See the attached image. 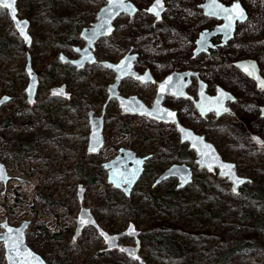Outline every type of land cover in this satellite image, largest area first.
I'll use <instances>...</instances> for the list:
<instances>
[{"label":"rangeland","instance_id":"1","mask_svg":"<svg viewBox=\"0 0 264 264\" xmlns=\"http://www.w3.org/2000/svg\"><path fill=\"white\" fill-rule=\"evenodd\" d=\"M133 1L139 12L119 16L113 34L96 44L98 59L118 62L131 48L139 52L135 68L141 73L150 68L156 82L126 78L120 92L125 96L136 94L148 105L156 96L157 82L176 67L203 68L213 73L216 84L238 96L228 114L202 117L191 100L174 97L166 98L165 104L179 110L181 121L204 134L222 157L235 162L238 173L250 181L234 195L223 190H230L231 182L219 177L217 171L213 181L207 178L204 172L208 171L198 167L192 150L188 159L175 157L176 151L188 149V145L181 144L174 125L123 113L115 99L107 103L108 85L115 77L112 70L100 63L78 69L61 61L62 53L77 57L75 47L85 43L80 36L82 29L97 20V12L106 0H18L20 16L31 21L34 41L30 47L25 46L6 10L0 7V40L8 41L5 48L0 43V98L10 97L0 107V160L15 176L6 185L0 180V231L4 230L3 221L17 226L29 220L27 243L46 259V264H140L118 249L105 251L106 244L94 228H85L78 239L73 238L82 184L86 188L83 205L91 208L105 230L120 233L130 222L142 230L139 253L147 264H224L222 259L239 239L256 234L264 242V207L246 195L248 191L264 190V144L254 137L264 141V96L234 64L239 59L256 58L264 75V0H240L249 12V20L238 25L234 39L216 58L205 54L192 57L199 30L205 23H212L202 17L200 4L205 0H166L167 10L159 22L147 12L154 0ZM224 1L230 4L234 0ZM27 53L40 78L34 105L29 104L26 94ZM62 84H67L72 97H49L50 89ZM189 91L197 96L196 79ZM105 105V144L98 153L91 154L89 111L100 115ZM121 147L149 156L130 196L109 182L105 167ZM183 162L191 166L193 181L179 194L184 198L182 207L171 210L165 204L170 199L164 196L168 189L177 187L178 179L155 182L169 165ZM217 177L223 189L215 185ZM90 178L95 181L90 183ZM210 187L214 199L207 196ZM149 190L152 197L145 195ZM153 197L161 198L158 205ZM197 208L208 213L199 210L192 214ZM209 212L219 215L211 217ZM163 222L178 223L179 228L164 232ZM202 231L210 233L199 235ZM161 234L180 242V255L174 257L154 249ZM218 236L224 238L223 243ZM120 243L135 245V239L124 236ZM242 246L226 264H264V250L252 248L249 243ZM0 264H8L3 242Z\"/></svg>","mask_w":264,"mask_h":264},{"label":"water","instance_id":"2","mask_svg":"<svg viewBox=\"0 0 264 264\" xmlns=\"http://www.w3.org/2000/svg\"><path fill=\"white\" fill-rule=\"evenodd\" d=\"M11 2L12 0H3V3H0V7L6 10L16 33L22 39L25 46L30 47L34 41L29 30L31 21L26 17L20 16L18 0H14L12 8L5 6ZM235 3H238L240 6L237 13L224 12L216 6L219 4L230 9ZM154 4L155 0L147 8V12L156 17L155 22H159L163 19V14L167 10L166 0H161L162 7L158 9L159 16L149 10ZM201 8L206 15L216 17L222 20V23L213 29H204L200 32L193 50V58L208 52L209 47H214L211 41L213 36L222 35L221 45L233 39L237 24L246 21L248 18V12L240 0H235L229 5L223 3L221 0H205L201 4ZM240 9L243 11V18H237ZM138 11L139 6L133 0H123V3H121V0H106L105 5L97 12V20L90 27L83 28L81 32V37L85 41V45L83 48H75L80 53V56L76 59H70L62 53L60 57L61 61L64 63L69 61L77 66L78 69L85 68L87 64L99 62L104 67L112 70L115 73V77L107 89V103L115 99L121 110L126 114L146 116L167 125H174L176 131L179 133L181 144H187L188 148L196 154L195 161L198 167L211 173L217 171L219 177L231 182L232 192L235 194L238 193L239 188L249 182L250 178L239 174L235 162L224 159L215 144L209 141L204 134H200L193 128L185 125L179 117L178 110L165 104L166 95H172L178 99L190 98L194 100L198 112L203 117L210 113L221 117L231 111L227 102H234L236 100V97L230 91L222 86H218L216 94L210 95L207 92V83L199 79V95L195 99L187 89L192 83V76L196 75L197 72L191 69L175 70L158 83L154 101L152 105H148L138 95L124 96L119 89L122 80L126 78H134L143 83H155V78L149 69L141 73L135 68L138 53L133 52L131 49L118 62L99 60L97 58L95 54L97 42L113 34L116 28L115 22L119 16L123 13L133 16ZM21 28H23V33ZM26 36L27 39L25 38ZM234 64L253 78L257 86L264 90V77L260 73L257 60L241 59ZM25 71L29 78L26 87L27 100L30 105H34L37 101L40 78L33 66L30 53H27ZM50 96L69 100L72 97V93L68 91L67 84H62L53 86L50 89ZM9 100V96L0 98V107ZM105 108L106 105L100 115H97L93 110L89 111L90 133L88 152L91 154L98 153L105 144ZM170 113H174L175 115L172 116ZM261 115L264 117V106L262 107ZM254 137L259 144H264L261 138L256 135ZM148 158V155L141 156L132 149L121 147L117 156L105 162V167L109 170V182L116 188L123 190L127 196H130L132 189L144 170ZM0 170H2L0 172V180L6 185L12 177L7 174L5 166L1 161ZM170 178H177L179 182L178 188H184L193 181V170L187 163H173L158 176L155 184H159ZM85 191L86 188L82 184H79L78 198L81 207L76 217V229L73 238L78 239L85 228H94L106 244L105 251L118 249L129 257L136 259L140 264H147L139 253L141 248V230L137 228L136 224L130 222L128 227L120 233L108 232L100 225L93 215L91 208L83 205ZM82 219L86 222L81 223ZM29 225V220H24L18 226H13L8 221L1 222V226L5 230L0 232V242L4 243L8 264H46V259L33 250L26 242V231ZM124 236L133 237L135 239V245L120 243V239Z\"/></svg>","mask_w":264,"mask_h":264},{"label":"trees","instance_id":"3","mask_svg":"<svg viewBox=\"0 0 264 264\" xmlns=\"http://www.w3.org/2000/svg\"><path fill=\"white\" fill-rule=\"evenodd\" d=\"M0 43H1V47L2 48H5L7 45H8V41L7 40H0ZM76 106V104H75ZM8 122H6L7 124ZM254 136V135H253ZM192 156L191 154V151L190 149H184L183 147H181L178 151L175 152V157H177L178 159H180L181 161L182 160H185V159H188ZM79 170V168H78ZM205 174H207V178H211L210 180H212L213 178V173H210V172H204ZM219 178L217 177V179L215 180V185L221 189H223L224 186H222V184H220V180ZM90 183L95 181V178H90L89 179ZM213 181V180H212ZM221 185V186H220ZM212 186V184H211ZM210 192L207 193V196H209L211 199H214V191H213V187H210ZM225 191H227L228 193L230 192L231 195H234L232 190H227V189H223ZM182 189H179V188H174V189H168L166 192H165V196L164 198L167 200V199H170L167 200V202L165 203L166 206L168 208L171 207V210H177L178 208H181L182 207V204L183 202L181 203L182 199H184L182 197V195H180L179 197V194L182 193ZM147 197H152V194H151V190L147 191L146 194H145ZM239 194H237L238 196ZM247 195V198H249L251 201L253 202H256L257 205L261 208L264 207V190H260L256 193H252V192H247L246 193ZM153 199L155 200V204L158 205V203H160L161 201V198L160 197H153ZM174 201V202H171V201ZM260 201V202H259ZM206 211L208 213V210L204 209V208H197L195 209L194 211H192L191 213L193 214H198L200 211ZM211 213V217H214L216 215H219V213L217 212H214V214L212 215L213 212H209V214ZM246 217H249V215L247 214ZM196 221H199V220H196ZM181 223V222H180ZM163 229L165 230L164 232H174L176 231L175 229H178L179 226L177 225L178 223H170V222H163ZM183 224V223H181ZM154 228L156 227L155 225H152ZM153 228H151L150 230H152ZM209 231H202L201 233H198L199 235H202V234H208L209 235ZM171 235V234H170ZM249 237H247V235L245 237L247 238H244V239H239L238 240V243L233 246L232 248L229 249V252L225 255V257L222 259V262L224 264L228 263L229 259L240 249L243 248L242 244L243 245H246L247 243H249V245L252 247V248H257V249H261V250H264V242L262 239H257V236L256 234L253 235V236H250V234L248 235ZM216 237V236H214ZM219 238V242L220 243H223L224 242V238L223 237H220L218 236ZM182 245L180 244V242H178L177 240H175L174 238L170 237V236H167L165 234H161L159 235L157 238H156V243H155V246H154V249H157V250H160L161 252H166L168 254H172L174 257H177L178 255H180Z\"/></svg>","mask_w":264,"mask_h":264},{"label":"flooded vegetation","instance_id":"4","mask_svg":"<svg viewBox=\"0 0 264 264\" xmlns=\"http://www.w3.org/2000/svg\"><path fill=\"white\" fill-rule=\"evenodd\" d=\"M223 3H225V4H228V3H226L224 0H221ZM235 1V0H234ZM203 2H205V1H203ZM202 2V3H203ZM201 3V4H202ZM233 3V2H232ZM232 3H230V4H232ZM201 4H200V6H201ZM229 5V4H228ZM243 5V4H242ZM244 6V5H243ZM246 10H247V8L246 7H244ZM203 10V9H202ZM139 12V11H138ZM247 12H248V10H247ZM202 17H206L207 19H209L212 23L211 24H208V23H205V27H203V28H201L200 30H199V33H198V36H197V38L199 37V34H200V32H202L204 29H213V28H215L217 25H219L220 23H222V20H219L218 18H216V17H211V16H208V15H206L205 13H204V11H202ZM249 20V12H248V18H247V20L246 21H244V22H239L238 24H237V28H236V31H235V35H236V32H237V29H238V25L239 24H244V23H246L247 21ZM31 26V25H30ZM30 30V29H29ZM83 30V29H82ZM82 32V31H81ZM235 35H234V37H235ZM80 36H81V33H80ZM197 38H196V40H197ZM234 39V38H233ZM196 40H195V45H196ZM232 40V39H231ZM231 40L230 41H228L227 43H225V44H223V45H221V41H222V35H218V36H213L212 38H211V41H212V44H213V46L214 47H209L208 48V52H205V53H202V54H200L199 56H201V55H203V54H205L206 56H208V57H212V58H216L217 56L219 57H221V54L223 53V50L228 46V44L231 42ZM85 42V41H84ZM84 45H85V43H84ZM78 47V46H77ZM84 46H81V47H79V48H83ZM76 48V47H75ZM195 48V47H194ZM132 49V48H131ZM130 49V50H131ZM96 50V49H95ZM133 50V49H132ZM194 50V49H193ZM75 51L78 53L77 54V57L76 58H78L79 56H80V53L75 49ZM138 53V58L140 57V53L139 52H137ZM95 54H96V51H95ZM65 55V54H64ZM250 55H252V54H250ZM68 58H69V56H67ZM198 57V56H197ZM76 58H70V59H76ZM98 58V57H97ZM137 58V59H138ZM243 59H255V60H257V63L259 64V68H260V73H261V75L264 77V75L262 74V65L260 64V62H259V60L258 59H256V58H253V57H250V58H243ZM100 60V59H99ZM239 60H241V59H239ZM137 61V60H136ZM236 61H238V60H236ZM235 61V62H236ZM234 62V63H235ZM66 63H71V62H69V61H67ZM98 64H99V62H97ZM94 64H96V63H94ZM88 65V64H87ZM86 67V66H85ZM177 69H175V70H184V69H178V67H176ZM238 68V67H237ZM147 69H149L150 70V72H151V74H152V76L154 77V75H153V72H152V70L150 69V68H146L145 69V71L147 70ZM187 69H191V70H194L195 72H197V74L196 75H193L192 76V83H191V85L188 87V89H187V91L192 95V96H194L195 97V99L198 97V95H199V79H201V80H203V81H205L206 83H207V92L210 94V95H215L216 94V91H217V87L218 86H221L220 84H216V82H217V80H215V78H214V75H213V73H211V74H209V73H207L206 71H204L203 70V68H201L200 70H196V69H192V68H187ZM186 69V70H187ZM175 70H173V71H175ZM238 70H239V73H240V75L241 76H244V77H246L248 80H250L252 83H254V85H255V87H256V89H257V92H260L261 94L263 93V96H264V91L261 89V88H259L258 86H257V83H256V81L253 79V78H251L248 74H246L245 72H243L240 68H238ZM144 71V72H145ZM140 72V71H139ZM144 72H142V73H144ZM172 72V71H171ZM171 72H169V73H171ZM169 73H167L161 80H163ZM207 75H208V77H207ZM195 79H196V81H197V96H195V95H193L190 91H189V88L194 84V81H195ZM160 80V81H161ZM123 81V80H122ZM159 81V82H160ZM155 82H156V79H155ZM159 82H157V88H158V83ZM122 83V82H121ZM109 86V85H108ZM212 86H214L215 87V91H213V92H211L210 90L212 89ZM222 87H224V86H222ZM225 88V87H224ZM229 88H231V86H229ZM120 89V88H119ZM225 89H227V88H225ZM228 91H230L235 97H236V100L234 101V102H227V104H228V106L230 107V110L232 111V104H234L237 100H238V96L236 95V93H235V91H231V90H229V89H227ZM156 93H157V91H156ZM125 96V95H124ZM130 96V95H129ZM49 97H52V96H49ZM168 97H174V98H176L177 99V97H175V96H172V95H166V97H165V100H166V98H168ZM108 99V98H107ZM183 100H191V102H193V105H194V107L196 108V106H195V102H194V100L193 99H190V98H186V99H183ZM37 102V101H36ZM146 103V102H145ZM107 107V106H106ZM261 108H262V106H261ZM106 109V108H105ZM196 110H197V112H198V109L196 108ZM230 111V112H231ZM178 112H179V110H178ZM124 113V112H123ZM199 113V112H198ZM200 114V113H199ZM212 114H214V113H212ZM201 115V114H200ZM215 115V114H214ZM202 116V115H201ZM207 116V115H206ZM205 116V117H206ZM179 117H180V115H179ZM203 117V116H202ZM217 117V116H216ZM105 138V137H104ZM8 154V156H9V153H7ZM114 158V157H113ZM149 159V158H148ZM1 161V160H0ZM1 163H3L2 161H1ZM4 164V163H3ZM4 166H5V169H6V165L4 164ZM144 170H145V167H144ZM144 170H143V172H144ZM6 171H7V169H6ZM143 172H142V174H143ZM7 174L10 176V177H15V176H13V175H10L9 174V172L7 171ZM141 174V175H142ZM10 179L9 181H11V180H13V179ZM160 184V183H159ZM123 191V190H122ZM12 225V224H11ZM13 226H15V225H13ZM18 226V225H17ZM5 230V229H4ZM3 230V231H4ZM28 230V229H27ZM0 232H2V231H0ZM27 232V231H26ZM141 232H142V230H141ZM26 237H27V233H26ZM131 237V236H130ZM26 242H27V239H26ZM28 244V243H27ZM29 245V244H28Z\"/></svg>","mask_w":264,"mask_h":264},{"label":"snow or ice","instance_id":"5","mask_svg":"<svg viewBox=\"0 0 264 264\" xmlns=\"http://www.w3.org/2000/svg\"><path fill=\"white\" fill-rule=\"evenodd\" d=\"M0 3H3V0H0ZM13 3H14V0H12L11 3H7L5 6L8 7V8H12ZM121 3H123V0H121ZM216 6L218 8H220L221 11L228 12V13H237V10L240 7L238 3H235L232 6V8H230V9L229 8H225L224 6L219 5V4H217ZM161 7H162L161 0H155L154 6L151 9H149V10L152 11V12H154L157 16H159L158 9L161 8ZM13 15H14V13H13ZM229 18H231V17H229ZM237 18H243V11H242V9L239 10V13L237 14ZM24 23L26 24V22H24ZM18 26H19V24H18ZM21 31L23 33V28H21ZM25 38L27 39V36ZM170 115L174 116L175 114L174 113H170ZM0 172H2V170H0ZM85 222L86 221H84L83 219L81 220V223H85ZM10 231H12V230L10 229Z\"/></svg>","mask_w":264,"mask_h":264},{"label":"bare ground","instance_id":"6","mask_svg":"<svg viewBox=\"0 0 264 264\" xmlns=\"http://www.w3.org/2000/svg\"><path fill=\"white\" fill-rule=\"evenodd\" d=\"M263 90V89H262ZM264 91V90H263Z\"/></svg>","mask_w":264,"mask_h":264}]
</instances>
